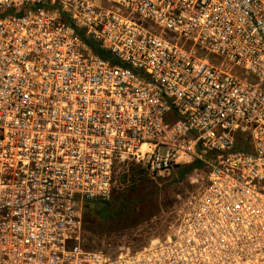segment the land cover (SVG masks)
<instances>
[{
	"label": "built area",
	"instance_id": "built-area-1",
	"mask_svg": "<svg viewBox=\"0 0 264 264\" xmlns=\"http://www.w3.org/2000/svg\"><path fill=\"white\" fill-rule=\"evenodd\" d=\"M127 162L202 186L166 240L86 250ZM0 264H264V0H0Z\"/></svg>",
	"mask_w": 264,
	"mask_h": 264
},
{
	"label": "rangeland",
	"instance_id": "rangeland-1",
	"mask_svg": "<svg viewBox=\"0 0 264 264\" xmlns=\"http://www.w3.org/2000/svg\"><path fill=\"white\" fill-rule=\"evenodd\" d=\"M180 166L169 176H148L140 164H120L105 218L97 208L84 210L82 246L109 255L137 251L170 237L202 180Z\"/></svg>",
	"mask_w": 264,
	"mask_h": 264
},
{
	"label": "trees",
	"instance_id": "trees-1",
	"mask_svg": "<svg viewBox=\"0 0 264 264\" xmlns=\"http://www.w3.org/2000/svg\"><path fill=\"white\" fill-rule=\"evenodd\" d=\"M84 40H85V43L93 50V52H95L96 54H98L102 58L111 59V61L114 62L113 59L109 56V54H107L105 51L100 50L92 41L87 40V39H84ZM196 166H197V164H192L189 166V169H192ZM108 206H109V203L107 202L102 209H106ZM88 210H91V208H89Z\"/></svg>",
	"mask_w": 264,
	"mask_h": 264
},
{
	"label": "water",
	"instance_id": "water-1",
	"mask_svg": "<svg viewBox=\"0 0 264 264\" xmlns=\"http://www.w3.org/2000/svg\"><path fill=\"white\" fill-rule=\"evenodd\" d=\"M84 39H88V37H87V36H84ZM90 208H91V209H95V208H97V207L95 206V204H92V205H90ZM97 210H98V212L100 213V216H101L102 218H105L106 211H105L104 209H99V208H97Z\"/></svg>",
	"mask_w": 264,
	"mask_h": 264
}]
</instances>
